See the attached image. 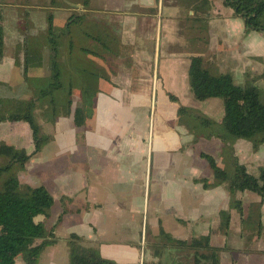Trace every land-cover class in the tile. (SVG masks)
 <instances>
[{
	"label": "crops",
	"instance_id": "0c3cea01",
	"mask_svg": "<svg viewBox=\"0 0 264 264\" xmlns=\"http://www.w3.org/2000/svg\"><path fill=\"white\" fill-rule=\"evenodd\" d=\"M200 2L0 0L2 112L10 108L8 100L28 101L32 86L44 87L51 76L46 41L50 15L56 30L71 14L86 15L88 23L98 24L107 46L81 36L73 39L72 55L63 49L59 65L64 82H72L71 113L53 116L48 111L47 121L38 120L48 138L38 153L32 155L35 145L27 123H0V144L30 156L17 171L20 185L42 186L53 199L48 217L36 218L51 242L43 249L42 260H49L41 264H69L67 241L72 235L114 264H210L204 259L196 263L194 251L184 253L183 248H190L178 245L202 237L209 239L220 264H264L261 198L238 192L242 214L232 208L227 183H217L200 156L216 155L223 160L216 164L230 170L223 144L203 137L204 151L183 149L194 131L178 116L183 106L218 123L223 118L220 101L196 102L190 96L193 56L202 57L214 73L235 78L242 69L244 78H259L262 87L264 34L246 32L241 17L224 0H207L208 8ZM164 19V38L155 34L150 44L148 24L157 32ZM216 58L230 63L229 68L221 70ZM87 93L94 95L91 116L76 126L73 112ZM232 147L248 173L257 162V170L263 167L264 145L253 151L250 142L239 139ZM149 238L165 241L161 249H153Z\"/></svg>",
	"mask_w": 264,
	"mask_h": 264
},
{
	"label": "trees",
	"instance_id": "16d2710c",
	"mask_svg": "<svg viewBox=\"0 0 264 264\" xmlns=\"http://www.w3.org/2000/svg\"><path fill=\"white\" fill-rule=\"evenodd\" d=\"M206 4L207 0H202L198 5ZM224 5L230 6L234 14L241 17L246 32L254 31L264 34V0H224ZM47 23L46 41L51 76L46 80L44 87L32 86L33 95L28 101L15 103L14 100H8L10 108L7 112L0 111V123L21 121L29 125L35 145L32 155L38 153L43 143L48 140L41 134V127L36 117L46 120L48 111L53 116L71 113L72 82L68 84L64 82L59 65V57L64 52L63 49L72 55L73 39L81 36L97 40L99 44L106 46V41L102 39L98 31V24L88 23L86 15L71 14L64 26L57 30L52 25L51 15ZM2 46V27L0 26V58H2ZM83 51L88 52V50ZM245 78L247 79L241 85H237L230 73L210 72L202 57L193 56L188 66L190 94L196 102H204L208 99L222 100L223 118L218 123L192 109L188 111L183 106L178 109V116L185 118L187 122L199 121L196 128L210 130L209 137L224 139L223 151L228 152L230 157L228 165L230 170L220 168L210 155L201 153V157L207 161L215 181L227 183L232 197L231 207L239 214H242V207L241 202L235 199L238 192L256 193L264 204V166L259 168L258 176L254 177L243 165L238 164V160L233 156L232 144L236 140L250 142L253 151L264 145V92L259 84V78L249 75H245ZM59 91L65 94L55 96ZM93 97V94H81L82 106L76 107L73 112L76 126L82 125L91 116ZM169 99L177 102L174 96H169ZM34 111L37 113L34 114ZM227 143L230 147L226 146ZM0 158L4 159V162L0 164V264H16L17 257H21L24 264H37L39 254L51 242L47 240L49 234L43 223L35 222V218L48 217L53 199L42 186L31 188L20 185L16 176L17 171L23 169L30 158L29 155L0 144ZM36 240H40L37 245ZM80 242L81 240L74 235L68 239L69 264H114L102 259L95 250L84 248ZM178 245L192 249L196 263L204 259L210 264H218L217 252L209 246L208 238H195L189 244L179 243Z\"/></svg>",
	"mask_w": 264,
	"mask_h": 264
},
{
	"label": "rangeland",
	"instance_id": "374dc122",
	"mask_svg": "<svg viewBox=\"0 0 264 264\" xmlns=\"http://www.w3.org/2000/svg\"><path fill=\"white\" fill-rule=\"evenodd\" d=\"M188 4H189V2H188ZM188 7H190V6H188ZM209 6H208V4H207V8H208ZM225 7H229L230 8V6H225ZM185 16H182V20H183V18H184ZM168 25V21L166 20V19H164V21L162 20L161 22H159L158 23V25H157V32L155 31V28H153L152 27V25L151 24H148V27H147V30H148V35H147V38H148V40L150 41V44H152V41H153V35H155L156 34V36H157V38H158V40L159 39H163L164 38V36H165V27ZM184 33L183 34H185V33H187L188 31H183ZM189 34H191L190 32H189ZM133 52H134V50L136 51V49H134V47H133ZM236 59H238V58H236ZM216 61L219 63V61L220 60H218L217 58H216ZM229 62V61H228ZM220 64V63H219ZM229 65H230V63H226V64H220V69L221 70H224V69H226V68H229ZM217 69V68H216ZM210 71V70H209ZM210 72H212V71H210ZM219 72V71H218ZM239 72H241V74H237L236 76H235V82H236V84L237 85H241V83L244 81V80H246L247 78H244V72L242 71V69L241 70H239ZM238 72V73H239ZM252 77H254V76H252ZM261 85H262V89H263V92H264V81H262L261 82ZM191 91H190V89H189V93H190ZM264 95V94H263ZM191 97H192V94L190 95ZM189 96V97H190ZM214 100H218V101H220V103L222 104V100H220V99H214ZM222 108H223V104H222ZM194 110L195 112H197V113H199V111L198 110H196V109H193V108H191V107H187V110L188 111H190V110ZM218 109V108H217ZM215 110L214 111V116H217V114H218V110ZM37 112L36 111H34V114H36ZM37 116V115H36ZM36 119H37V122H38V120H41L42 118H40V117H36ZM209 120H212V119H209ZM212 121H214V120H212ZM215 122V121H214ZM39 123V122H38ZM186 123H187V125L190 127V130H192V131H194L193 132V136H192V139L190 140V141H188V142H184L183 144H182V147H183V149L184 148H188L190 151H192L193 153H200V152H202V151H204V145L206 144V143H202L201 142V140H202V138L204 137L207 141H209V142H214V144H223V146H224V149H225V143L224 142H222L224 139L223 138H220V137H209V135H208V132L210 131V130H208V129H203V128H201V127H197L196 128V124H199V121L198 122H196V123H193V122H187L186 121ZM187 126V127H188ZM192 126H194L193 128H192ZM189 129V128H188ZM189 130V131H190ZM191 132V131H190ZM203 138V139H204ZM200 141H199V140ZM211 140V141H210ZM215 140H217V142L215 141ZM242 140V139H241ZM226 146H229V144L227 143L226 144ZM232 146H233V144H232ZM230 147V146H229ZM235 147V146H234ZM237 148H238V146H237ZM223 149V150H224ZM179 152L181 153V150H179ZM228 153V152H227ZM200 156H201V154H200ZM213 156V155H212ZM213 157H216V158H214L215 159V161L218 163V164H220V163H222L223 162V160L221 161V159H219V157L218 156H213ZM204 161V160H203ZM260 164V162H257V163H255L254 164V166H253V168H252V170H251V174H253V176L254 177H256V176H258L257 175V172H259V169L257 170V168H258V165ZM263 166H264V164H263ZM17 176V175H16ZM203 183L204 184H207V185H210V184H208L206 181H203ZM211 184H214L213 182L211 183ZM253 193V192H252ZM254 194V193H253ZM258 197H260L258 194H256ZM251 206V205H250ZM249 206V207H250ZM248 207V208H249ZM37 218V217H36ZM36 218H35V222H36ZM148 242H149V244H150V246L153 248V249H156V247H159L160 249H161V244H163V241H165V240H163V239H159V240H157V239H151V238H149L148 240H147ZM168 241H169V239L167 240V243H168ZM191 241V240H190ZM190 241H188L187 243L189 244V242ZM170 242V241H169ZM170 247V246H169ZM183 251H184V253H191V255H192V253H193V250H190V249H187V248H183ZM43 257H44V255H43V251L41 252V255L39 254V256H38V260H37V264H41L42 262H47L49 259H45V260H42L43 259ZM19 258H21V257H19ZM38 261H39V263H38ZM17 264H24V262L22 263V262H20V261H18L17 260ZM218 264H220V263H218Z\"/></svg>",
	"mask_w": 264,
	"mask_h": 264
}]
</instances>
